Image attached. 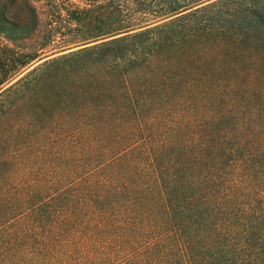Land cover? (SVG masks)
<instances>
[{
  "label": "trees",
  "instance_id": "trees-1",
  "mask_svg": "<svg viewBox=\"0 0 264 264\" xmlns=\"http://www.w3.org/2000/svg\"><path fill=\"white\" fill-rule=\"evenodd\" d=\"M75 1L0 0V264H264V0Z\"/></svg>",
  "mask_w": 264,
  "mask_h": 264
},
{
  "label": "rangeland",
  "instance_id": "rangeland-1",
  "mask_svg": "<svg viewBox=\"0 0 264 264\" xmlns=\"http://www.w3.org/2000/svg\"><path fill=\"white\" fill-rule=\"evenodd\" d=\"M74 2H77V1L74 0ZM78 5H80V3ZM39 19L41 20V22L46 21V15H45L44 9L41 10ZM42 26L37 31V34H38L37 38L40 40H43L46 34V31L44 27ZM19 36H20V32H12V31H8L7 33L0 35V67H1L2 62L6 60L19 61L20 55L24 53L25 49H31V44H30L31 38L24 40V39L19 38ZM7 37H12V38L17 37V38L13 39V41H8L7 39H5ZM31 62H30L31 64L29 63L28 65H26L24 67V70H22V72L19 73L15 78L9 80L8 82H4L0 84V91L4 89L5 87H7L8 85H10L11 83H13L17 78H19L26 71H28L35 64L38 63V62L33 63V61ZM15 69H17V66L15 67ZM12 72L14 73L15 70ZM0 73L2 72L0 71ZM40 86L41 87L38 90V92L33 89H18L16 91L8 93V95H5V96L3 95L1 99H12V101L14 102L13 110L9 113L8 117L15 118V117L27 116L28 115L27 110H25L24 107L22 106H25L29 102V99H43L44 98L45 88H44V85H40Z\"/></svg>",
  "mask_w": 264,
  "mask_h": 264
}]
</instances>
